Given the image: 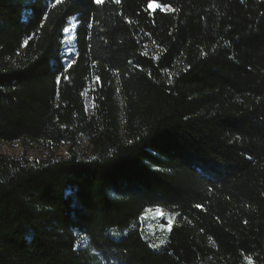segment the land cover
I'll list each match as a JSON object with an SVG mask.
<instances>
[{
  "label": "trees",
  "instance_id": "16d2710c",
  "mask_svg": "<svg viewBox=\"0 0 264 264\" xmlns=\"http://www.w3.org/2000/svg\"><path fill=\"white\" fill-rule=\"evenodd\" d=\"M156 2L0 0V140L68 146L0 153V264H264V0Z\"/></svg>",
  "mask_w": 264,
  "mask_h": 264
},
{
  "label": "rangeland",
  "instance_id": "374dc122",
  "mask_svg": "<svg viewBox=\"0 0 264 264\" xmlns=\"http://www.w3.org/2000/svg\"><path fill=\"white\" fill-rule=\"evenodd\" d=\"M76 19L72 17L69 20L67 28L70 32H64L63 39V51L64 57L63 62L67 67L73 62L76 55V43H75V30H76ZM86 104L88 112L92 110V100L89 94V88L85 92ZM87 142L81 138L78 150L80 154L86 152ZM0 153L13 156V157H24L30 160H37L40 158H45L48 156H66L68 153V146L60 144L58 146L48 145L46 141L40 140L37 142L22 144L18 141L5 142L0 140ZM160 210V209H159ZM163 215L157 213L156 208H149L138 220V228L144 234V237L150 241V243L158 248L161 246L160 241L165 239L168 232V220L174 213L166 210H160ZM175 221V219H174ZM173 221V222H174ZM163 226V227H162ZM84 239L80 237L79 242L82 243ZM249 259L252 262L251 257L246 256L241 264H249ZM203 264H223L218 263L216 260L211 259L210 261H205ZM225 264V263H224ZM240 264V263H239ZM252 264H254L252 262Z\"/></svg>",
  "mask_w": 264,
  "mask_h": 264
},
{
  "label": "snow or ice",
  "instance_id": "6c2138e0",
  "mask_svg": "<svg viewBox=\"0 0 264 264\" xmlns=\"http://www.w3.org/2000/svg\"><path fill=\"white\" fill-rule=\"evenodd\" d=\"M59 2V0H58ZM95 2L98 4V5H103L105 3V0H95ZM121 2V0H115V3L116 4H119ZM157 9H160L161 11H175V9H172L170 5H163L161 3H157L156 0H147V10L150 12V13H155ZM64 32L65 33H68L70 32V29L69 28H64ZM74 63V61H73ZM71 63L68 65V67H71ZM99 79V78H97ZM196 207H201L200 205H196ZM157 213L160 214V215H163V213H161V211L159 209H157ZM180 213H175L171 218H169L168 220V230L170 231L171 228H172V224H173V221L175 219V216H179ZM163 227V226H162ZM161 244L165 243L164 240H161L160 241ZM249 264H252L251 260L249 259Z\"/></svg>",
  "mask_w": 264,
  "mask_h": 264
},
{
  "label": "bare ground",
  "instance_id": "6f19581e",
  "mask_svg": "<svg viewBox=\"0 0 264 264\" xmlns=\"http://www.w3.org/2000/svg\"><path fill=\"white\" fill-rule=\"evenodd\" d=\"M160 210H164V209H160Z\"/></svg>",
  "mask_w": 264,
  "mask_h": 264
}]
</instances>
